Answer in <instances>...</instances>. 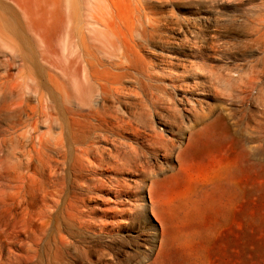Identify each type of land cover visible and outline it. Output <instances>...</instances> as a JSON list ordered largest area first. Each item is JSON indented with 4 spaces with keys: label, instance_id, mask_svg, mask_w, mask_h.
I'll return each instance as SVG.
<instances>
[{
    "label": "rangeland",
    "instance_id": "obj_1",
    "mask_svg": "<svg viewBox=\"0 0 264 264\" xmlns=\"http://www.w3.org/2000/svg\"><path fill=\"white\" fill-rule=\"evenodd\" d=\"M156 7L190 21L186 39L161 48L181 63L159 71L158 92L146 91L157 110L143 117L149 127L139 122L173 146L127 136L132 148H112L102 166L72 153L62 186L28 189L27 204L0 163V264H16L29 244L41 264H264V0ZM184 69L199 74L179 84L189 96L168 82ZM176 96L190 104L177 108L180 130L162 115Z\"/></svg>",
    "mask_w": 264,
    "mask_h": 264
},
{
    "label": "bare ground",
    "instance_id": "obj_2",
    "mask_svg": "<svg viewBox=\"0 0 264 264\" xmlns=\"http://www.w3.org/2000/svg\"><path fill=\"white\" fill-rule=\"evenodd\" d=\"M164 1L0 0V163L8 162L3 174L27 197L23 204L28 189L62 186L72 153L87 166L91 160L102 166L112 148L117 157L132 148L127 136H144L157 151L173 146L155 127L149 135L139 129V122L149 127L144 115L157 110L146 91L153 96L159 71L181 63L161 48L174 37L186 39L190 27L187 19L158 12ZM177 74H167L170 88L189 96L191 88L179 84L199 74ZM168 105L162 115L180 130L177 108L186 112L189 101L176 96ZM28 247L15 263L41 264L35 246Z\"/></svg>",
    "mask_w": 264,
    "mask_h": 264
}]
</instances>
